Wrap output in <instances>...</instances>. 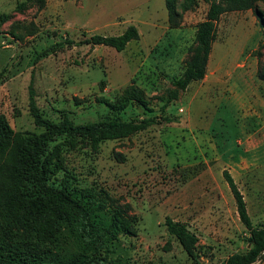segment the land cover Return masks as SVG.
<instances>
[{
  "label": "rangeland",
  "instance_id": "obj_1",
  "mask_svg": "<svg viewBox=\"0 0 264 264\" xmlns=\"http://www.w3.org/2000/svg\"><path fill=\"white\" fill-rule=\"evenodd\" d=\"M174 1L170 13L167 0H0V115L13 130L10 145L43 131L30 112L31 87L43 117L57 123L68 117L87 125L116 114L173 120L103 141L97 151L65 135L48 146L53 186L93 188L106 208L96 218L104 225L117 206L136 217L134 234L119 237L105 264H223L245 253L249 234L225 171L253 225L264 226V1L220 16L206 78L162 112L163 98L191 57L199 24L213 2L225 4ZM129 26L140 37L123 52L80 44L94 35H121ZM131 87L144 104L113 112L111 105L124 104ZM19 192L40 196L33 183ZM167 217L198 236L197 262L167 233ZM49 219L43 214L24 227L17 218L0 223L17 229L9 242L48 257V264L86 261L70 227L54 230ZM40 230H50L45 240L34 238ZM255 264H264V256Z\"/></svg>",
  "mask_w": 264,
  "mask_h": 264
},
{
  "label": "trees",
  "instance_id": "obj_2",
  "mask_svg": "<svg viewBox=\"0 0 264 264\" xmlns=\"http://www.w3.org/2000/svg\"><path fill=\"white\" fill-rule=\"evenodd\" d=\"M264 1V0H263ZM253 0H225V4L213 2L205 21L199 24L195 42L191 47V57L179 78L172 82L171 89L161 111L165 112L170 104L177 100L195 81L204 80L207 76L208 64L213 44L216 41L215 24L228 9H248ZM170 13L175 11V1L167 0ZM140 37L135 26H129L121 35H94L81 41V45L106 46L123 52L126 47ZM65 43L73 44L67 39ZM102 86L104 82L101 83ZM125 103L119 107L112 106L113 112L120 108L125 110L131 103L143 105L141 93L131 87L125 92ZM30 112L36 127L43 129L39 134L28 135L22 143L10 145L13 130L3 115H0V222L5 219L17 218L20 226L36 219L43 214L53 216V229L70 227L69 235L75 238L87 253L88 259L82 264H105L114 252L113 246L121 235H133L136 217L130 216L120 206L111 212L107 225L97 221L98 213L104 211V203L98 202L97 193L93 188H83L78 192L68 190L65 186L56 187L51 183L54 168L49 161L48 146L56 137L65 135L72 142L87 143L93 151L107 140H121L147 130L150 127L173 120L168 117L150 116L124 120L118 114L106 117L104 120L87 125H75L68 117L59 123L43 117L36 104L32 87L30 88ZM223 176L234 197L237 213L241 223L248 231V250L245 253L231 255L223 264H255L264 256V226H254L249 215L243 194L234 178L225 171ZM33 183L38 187L40 196L26 197L21 187ZM102 193H105L101 190ZM18 209V215H16ZM169 235L176 238L184 251L195 262L198 261L199 239L182 222H176L167 217L164 223ZM11 232L8 235L7 232ZM50 230L38 231L34 238L45 240ZM11 236H17V229L6 228L0 223V264H48V257L39 256L27 248L9 242ZM50 237V236H49Z\"/></svg>",
  "mask_w": 264,
  "mask_h": 264
},
{
  "label": "crops",
  "instance_id": "obj_3",
  "mask_svg": "<svg viewBox=\"0 0 264 264\" xmlns=\"http://www.w3.org/2000/svg\"><path fill=\"white\" fill-rule=\"evenodd\" d=\"M206 78V77H205ZM192 84V83H191Z\"/></svg>",
  "mask_w": 264,
  "mask_h": 264
}]
</instances>
